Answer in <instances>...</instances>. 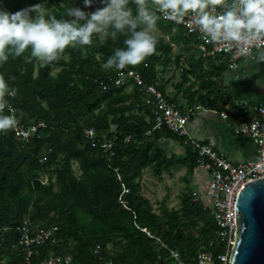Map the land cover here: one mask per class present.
Masks as SVG:
<instances>
[{"label":"trees","instance_id":"1","mask_svg":"<svg viewBox=\"0 0 264 264\" xmlns=\"http://www.w3.org/2000/svg\"><path fill=\"white\" fill-rule=\"evenodd\" d=\"M41 2L58 18L65 7L86 8L83 0H0V9L15 12ZM97 7L103 5L93 0L89 8ZM159 32L156 53L126 69L137 70L143 82L154 84L175 101L165 94L163 75L169 66L183 64L182 83L191 73L204 90L201 99L219 98L223 92L219 80L227 64L203 57L197 63L183 60L187 52L197 54L192 35L163 20ZM123 39L70 47L54 65L43 66L25 53L0 66L6 79L15 77L9 82L18 94L9 102L25 112L21 124L43 122L27 141L17 140L14 131L0 134V226L12 228L0 232V264H25L22 248L14 247L13 230L25 217L37 226H58L57 243L38 246L40 257L71 253L74 264H101L93 253L96 246L112 264H175L156 237L178 249L182 260L195 264L196 252L207 249L209 240L217 241L209 208L202 199L194 200L191 190L180 194L178 208L162 200L156 209L142 193L144 169L160 176L186 165L191 175L198 166L197 154L183 137L165 127L146 133L153 123V106L144 102L146 94L131 81L116 85L120 71L102 69L114 48L123 46ZM55 67L58 70L52 73ZM86 127H93L98 136L117 135L112 155L99 145L91 146L83 134ZM163 138L176 140L183 154L167 150ZM122 183L128 188L124 203L119 200ZM213 250L218 252L219 245Z\"/></svg>","mask_w":264,"mask_h":264},{"label":"clouds","instance_id":"2","mask_svg":"<svg viewBox=\"0 0 264 264\" xmlns=\"http://www.w3.org/2000/svg\"><path fill=\"white\" fill-rule=\"evenodd\" d=\"M103 7L85 12L77 6L65 7L59 18L45 3L9 12L0 9V66L10 58L28 54L43 66L59 62L68 48L103 45L123 36V46L115 47L103 70L117 72L144 63L157 51L161 40L159 21L191 22L193 30L208 43L224 45L237 59L264 62V0H100ZM91 7L93 0H83ZM252 74V73H251ZM250 74V75H251ZM248 76V75H245ZM0 74V134L19 128L25 117L10 99L18 89ZM264 87L260 79L256 81Z\"/></svg>","mask_w":264,"mask_h":264},{"label":"built area","instance_id":"3","mask_svg":"<svg viewBox=\"0 0 264 264\" xmlns=\"http://www.w3.org/2000/svg\"><path fill=\"white\" fill-rule=\"evenodd\" d=\"M81 9L85 12L92 11L89 7ZM163 21L181 26L188 34L192 35L197 52L201 57L208 59L222 55L226 58L230 68L234 69L238 66L240 59L236 58L237 54L234 51L224 45L208 43L201 39L199 31L193 30L190 21L186 20L184 23ZM129 81L138 85L139 89L146 94L144 102L153 106L152 127L146 133L165 127L169 131L184 137V141L191 144L195 149L199 165L208 172L206 191H192V197L194 200L207 199L204 206L209 208L210 214L215 220L217 241L209 240L207 249H200L196 252L195 264H229L230 252L236 237L235 198L241 187L247 182L264 177V97L262 102L254 108V112L249 119L241 120L234 127L236 134L249 137L256 146L255 155L252 159L235 164L226 156L218 154L210 144L201 143L189 136L186 126L189 115L193 111L192 108L183 109L178 102L168 100L154 84L143 82L140 73L135 69L120 71L114 83L119 86ZM102 88L105 89L106 85L102 84ZM220 115L224 119L227 118V113L224 111ZM42 125L43 122L28 126L21 124L19 128L14 130V136L17 140L27 141L32 133L36 132L37 128ZM83 134L91 146L99 145L108 154H113L112 150L117 140L116 134L98 136L93 127L84 128ZM118 178H120L119 175ZM121 186L122 191L119 200L124 203L123 196L128 193V188L123 183ZM9 229L12 228L0 226V232ZM13 230L17 234L14 247L22 248L25 264H74V257L71 253L39 256L38 246L57 243L58 226L56 224L37 226L32 224L28 217H25ZM142 231L152 237L146 228H142ZM156 241L160 247L169 250L175 264H190L181 259L178 249L169 248L158 237H156ZM216 244L219 245L220 250L218 252L213 250ZM93 253L99 255L102 260L101 264H112L110 258H104L101 255L100 246H96Z\"/></svg>","mask_w":264,"mask_h":264},{"label":"crops","instance_id":"4","mask_svg":"<svg viewBox=\"0 0 264 264\" xmlns=\"http://www.w3.org/2000/svg\"><path fill=\"white\" fill-rule=\"evenodd\" d=\"M175 47L178 49V46ZM198 57H201L198 52L195 55L187 52L183 55V60L188 59L197 63L196 59ZM208 59H214L217 64L224 62L227 64V69L222 72L221 80H219L223 88L222 95L219 98L212 100V96H210L207 100L201 99L199 94L200 92L202 94L204 90H200V83L196 80V76L191 73L188 75L186 82L182 83L183 79L180 71L181 67L184 66L183 64L177 67L175 65L168 67V71L164 74H169L166 78L169 81H165L167 85H165V94L174 98L183 109L192 108L193 111L189 115L186 126L191 138L201 143L210 144L218 154L226 156L232 163L236 164L252 159L255 155V144L249 137L236 134L234 127L241 120L249 119L254 112V108L263 100L264 87L258 85L256 81L260 79V82L264 84V62L255 64L251 59H240L238 66L232 69L222 55ZM201 67L206 68L207 63H203ZM239 68H242L241 73ZM173 69L176 70L175 73L178 74V79L171 82ZM227 70H235L234 74L236 76H234L238 80L233 78L232 73L225 74ZM169 83H171V90L168 89ZM128 88H130V85ZM240 99L244 100L243 103L239 101ZM222 111L227 113V118L221 117ZM183 139L185 140L184 137ZM197 164V167H202L198 162ZM196 168L192 174H194ZM203 199V204L207 203V199Z\"/></svg>","mask_w":264,"mask_h":264},{"label":"water","instance_id":"5","mask_svg":"<svg viewBox=\"0 0 264 264\" xmlns=\"http://www.w3.org/2000/svg\"><path fill=\"white\" fill-rule=\"evenodd\" d=\"M235 228L229 264H264V177L247 182L239 190Z\"/></svg>","mask_w":264,"mask_h":264},{"label":"rangeland","instance_id":"6","mask_svg":"<svg viewBox=\"0 0 264 264\" xmlns=\"http://www.w3.org/2000/svg\"><path fill=\"white\" fill-rule=\"evenodd\" d=\"M178 50L179 49H177L175 46L173 47V51L178 52ZM239 69L241 73L242 68ZM57 70L58 67H55V69L52 70V73H55ZM173 70V79L171 82L178 79V74L175 73L176 70ZM234 72L235 70H227L225 74L232 73L233 78H235L236 75ZM168 76L169 74L163 75V80L169 81L166 79ZM236 79L237 78H235V80ZM170 85L171 83L168 84L169 90L172 88ZM230 94L232 93L230 92ZM243 99H240L239 101L243 103ZM161 144L167 150H171L178 154H183V147L174 139L163 138L161 140ZM207 181L208 172L205 169L202 167H197L194 174L190 175L187 173L186 165H177L173 167L170 172H163L160 176L155 175L150 170V168H146L142 171V175L140 177L142 193L151 200L153 207L156 209H158V204L162 200H165V204L167 206L178 208L181 193L185 192L187 189L191 191L196 190L198 192H205L207 188Z\"/></svg>","mask_w":264,"mask_h":264}]
</instances>
